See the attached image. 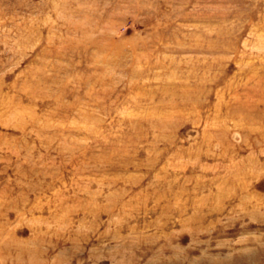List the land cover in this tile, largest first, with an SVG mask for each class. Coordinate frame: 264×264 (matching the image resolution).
Listing matches in <instances>:
<instances>
[{
	"label": "rangeland",
	"instance_id": "obj_1",
	"mask_svg": "<svg viewBox=\"0 0 264 264\" xmlns=\"http://www.w3.org/2000/svg\"><path fill=\"white\" fill-rule=\"evenodd\" d=\"M0 264H264V0H0Z\"/></svg>",
	"mask_w": 264,
	"mask_h": 264
}]
</instances>
